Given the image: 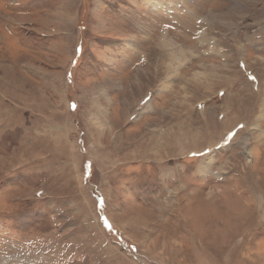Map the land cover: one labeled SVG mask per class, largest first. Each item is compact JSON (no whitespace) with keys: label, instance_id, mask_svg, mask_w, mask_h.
I'll list each match as a JSON object with an SVG mask.
<instances>
[{"label":"rangeland","instance_id":"1","mask_svg":"<svg viewBox=\"0 0 264 264\" xmlns=\"http://www.w3.org/2000/svg\"><path fill=\"white\" fill-rule=\"evenodd\" d=\"M2 114L0 264H264V0H0Z\"/></svg>","mask_w":264,"mask_h":264},{"label":"crops","instance_id":"2","mask_svg":"<svg viewBox=\"0 0 264 264\" xmlns=\"http://www.w3.org/2000/svg\"><path fill=\"white\" fill-rule=\"evenodd\" d=\"M5 4V3H4ZM3 116H4V114H2L1 116H0V125H1V129H5V130H7V129H10V128H12V127H14V126H16L17 124H18V122L17 121H12V120H8V119H3Z\"/></svg>","mask_w":264,"mask_h":264},{"label":"bare ground","instance_id":"3","mask_svg":"<svg viewBox=\"0 0 264 264\" xmlns=\"http://www.w3.org/2000/svg\"><path fill=\"white\" fill-rule=\"evenodd\" d=\"M183 105V104H182ZM145 156V155H144Z\"/></svg>","mask_w":264,"mask_h":264},{"label":"snow or ice","instance_id":"4","mask_svg":"<svg viewBox=\"0 0 264 264\" xmlns=\"http://www.w3.org/2000/svg\"><path fill=\"white\" fill-rule=\"evenodd\" d=\"M254 79V78H253Z\"/></svg>","mask_w":264,"mask_h":264}]
</instances>
